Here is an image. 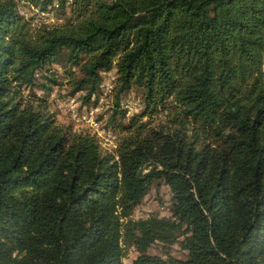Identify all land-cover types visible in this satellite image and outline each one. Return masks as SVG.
<instances>
[{
	"label": "trees",
	"instance_id": "obj_1",
	"mask_svg": "<svg viewBox=\"0 0 264 264\" xmlns=\"http://www.w3.org/2000/svg\"><path fill=\"white\" fill-rule=\"evenodd\" d=\"M74 5L71 22L29 31L16 0H0V264H123L122 244L132 264H264V0ZM62 56L80 65L73 91L87 98L116 59L120 88L144 89L142 114L179 106L176 131L138 129L113 161L95 136L15 101ZM157 179L172 219L123 223ZM177 240L185 259L147 251Z\"/></svg>",
	"mask_w": 264,
	"mask_h": 264
},
{
	"label": "rangeland",
	"instance_id": "obj_2",
	"mask_svg": "<svg viewBox=\"0 0 264 264\" xmlns=\"http://www.w3.org/2000/svg\"><path fill=\"white\" fill-rule=\"evenodd\" d=\"M18 15L29 31L40 26H58L71 22L75 15L74 0H16ZM89 58L82 55V62ZM79 64L69 63L62 56L58 61L49 63L36 71L32 86H16L15 101L23 102L22 107L31 106L40 110L54 125L66 131L88 132L95 136L102 155L119 160L118 151L125 141L128 143L140 129V136L151 129L166 132L176 131L180 115L174 118L179 106L171 102L168 110L158 108L152 113L142 114L145 108L144 89L132 85L129 89L120 88L116 59L109 70L100 72V81L95 92L85 97L86 91H73L75 80L81 76ZM147 112V110H145ZM187 133L199 144L217 148L223 144V135L214 136L212 131L196 127ZM169 130V131H167ZM211 143V144H210ZM144 172L147 169H143ZM172 192L163 179L155 180L141 201L133 206L130 215L122 218L138 221L150 218L172 219ZM180 240V239H179ZM153 242L148 253L161 258L185 259L187 251L179 243ZM123 264H132L138 252L130 244H122Z\"/></svg>",
	"mask_w": 264,
	"mask_h": 264
}]
</instances>
